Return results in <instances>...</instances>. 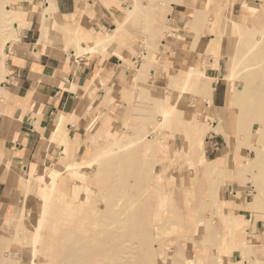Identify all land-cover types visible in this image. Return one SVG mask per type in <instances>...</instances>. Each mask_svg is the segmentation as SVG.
Here are the masks:
<instances>
[{
	"label": "rangeland",
	"instance_id": "1",
	"mask_svg": "<svg viewBox=\"0 0 264 264\" xmlns=\"http://www.w3.org/2000/svg\"><path fill=\"white\" fill-rule=\"evenodd\" d=\"M128 5L116 17L115 27L97 40L100 51L116 53L120 61L102 87L93 88L96 101L80 141L64 146L62 165L56 163L63 151L58 147L40 163L47 167L39 175L30 176L36 163L32 159L18 164L21 177L5 180L13 184V193L11 208L0 210V264H32V256L34 264H61L64 248L70 245L64 231L74 229L87 236L83 243L95 249L75 264H264V225L255 228L250 220H264V166L244 168L242 153L247 147L231 138L236 129L225 105L232 63L238 59L234 30L249 23L264 29L260 0H129ZM4 7L1 1L0 10ZM12 26V21L1 17L3 73L2 41ZM143 50L153 75L141 68ZM218 63L220 71L215 69ZM205 67H209L207 74ZM133 76L136 79H130ZM203 83L215 85L212 107L203 99L201 107L188 101L185 111L177 104L167 121L156 125L163 105L154 91L143 93L144 85L161 86L166 94L182 88V95L191 99ZM142 101L149 103L147 108ZM144 134L150 140L142 138ZM134 152L140 153L134 157ZM113 164L120 170H112ZM129 176L132 183L120 185ZM127 229L136 235L127 234ZM33 236L37 238L34 246ZM99 245L102 250H97Z\"/></svg>",
	"mask_w": 264,
	"mask_h": 264
},
{
	"label": "crops",
	"instance_id": "2",
	"mask_svg": "<svg viewBox=\"0 0 264 264\" xmlns=\"http://www.w3.org/2000/svg\"><path fill=\"white\" fill-rule=\"evenodd\" d=\"M1 1L0 19L8 20L10 11L13 26L1 47L0 210L11 208L13 184L5 180L21 177L19 163L33 159L30 176L39 175L48 153L80 141L96 101L93 88L102 87L120 61L100 51L97 40L129 6V0ZM250 220L255 228L264 225Z\"/></svg>",
	"mask_w": 264,
	"mask_h": 264
},
{
	"label": "bare ground",
	"instance_id": "3",
	"mask_svg": "<svg viewBox=\"0 0 264 264\" xmlns=\"http://www.w3.org/2000/svg\"><path fill=\"white\" fill-rule=\"evenodd\" d=\"M164 1V0H163ZM209 1V0H208ZM186 2H187V0H186ZM192 2V1H191ZM226 2H227V0H226ZM260 2H261V6H260V8L262 7V8H264V0H260ZM163 4V3H162ZM142 6V5H141ZM143 7V6H142ZM137 8V7H136ZM196 8V7H195ZM198 8V7H197ZM145 9V8H144ZM6 10V9H5ZM209 10V9H208ZM137 11V10H136ZM135 11V12H136ZM261 11V9L259 10V12ZM138 12V11H137ZM212 12V11H211ZM222 12V11H221ZM134 13V12H133ZM6 15H7V19L9 20V16H10V14H11V12L10 11H6V13H5ZM139 14V13H138ZM209 14H210V12H209ZM208 14V15H209ZM9 17V18H8ZM6 19V18H5ZM135 19V18H134ZM212 19L213 18H211V21H210V23L212 22ZM261 19V18H260ZM214 20V19H213ZM146 21H147V19H146ZM218 21V20H217ZM148 22H149V20H148ZM209 22H208V24H210ZM213 23V22H212ZM215 23V22H214ZM207 24V25H208ZM260 25H262L263 23H259ZM160 25V24H159ZM217 24H214V26L215 27H217L216 26ZM244 25V24H243ZM153 26V25H152ZM214 26H211V30L212 31H214L215 30V27ZM252 26H253V24H252ZM251 25H250V23L249 24H247L246 26L244 25V26H242V27H239V28H236L234 31H235V33H236V37H237V40H236V42H235V54H237L238 55V59H236V61H234L232 64H233V66H232V64H231V66H232V69H231V73H230V77H229V79L231 78L232 79V81L230 82V83H228V90L226 91V96H225V105H226V107H228L229 108V111L231 112V114H230V116H232L230 119H231V122H232V125H233V128L232 129H236V134L235 135H232L231 136V138L235 141V138H236V141L237 140H239V142H237L238 144H242V145H244V146H246L247 148L245 149L246 151L245 152H243L242 153V157L245 159L244 161H246V163L244 164V168L246 167V166H249L250 164H253V166L255 165L258 169H259V167H263L264 166V29L262 30V29H256V27L255 28H253ZM255 26V25H254ZM154 27V26H153ZM156 27V26H155ZM160 27V26H159ZM238 27V26H237ZM162 28V27H161ZM208 28H209V26H207V30H208ZM219 28V27H218ZM217 29V28H216ZM226 29V28H225ZM161 30V29H160ZM210 30V31H211ZM133 31V30H132ZM217 31V30H216ZM138 32H139V30H138ZM160 33H162V32H160ZM160 33H159V35H160ZM165 33V32H164ZM210 33V32H209ZM214 34V33H213ZM147 35V37H148V34H146ZM215 35H216V33H215ZM210 36H214V35H212V34H210ZM164 37V36H163ZM214 38V37H213ZM144 39V38H143ZM148 39V38H147ZM149 41V40H148ZM160 41V40H159ZM211 43V42H210ZM209 43V44H210ZM4 44V43H3ZM210 46H211V44H210ZM215 47H216V45H215ZM214 46H212V48L214 49L215 48ZM91 49V48H90ZM90 49H89V51H90ZM215 50V49H214ZM92 52V51H91ZM140 53H141V51H140ZM143 59H142V64H141V68L143 67L144 69H145V71H148L149 70V68H150V66L151 65H149L146 61H145V59L147 58V56H148V54H147V52H145L144 50H143ZM142 58V57H141ZM136 59V58H135ZM199 61V60H198ZM216 62V61H215ZM214 62V63H215ZM232 62V61H231ZM227 64H228V62H227ZM226 64V65H227ZM216 68L215 69H217L218 71H220V69H221V65H220V63H218V64H216ZM228 66V65H227ZM127 68V67H126ZM126 68H125V71H127L126 70ZM153 68H155V67H153ZM153 68H152V70H153ZM208 68L209 67H205V71H206V74L207 73H209L210 71L208 70ZM230 68V67H229ZM229 68H228V70H229ZM202 70V68H200V71ZM150 71H151V69H150ZM150 71H148V73L150 72ZM157 71H158V69H157ZM198 71V70H197ZM205 71L204 72H202V73H205ZM228 72V71H227ZM146 73V72H145ZM148 73H147V75H148ZM153 73H154V75L156 74L154 71H153ZM186 73V72H185ZM212 73V72H211ZM135 74V73H134ZM150 74H152V71H151V73ZM187 74V73H186ZM190 74H191V72H190ZM189 74V75H190ZM125 75H127L128 77H130V72H128L127 71V73L125 74ZM146 75V76H147ZM153 75V74H152ZM185 75V74H184ZM189 75H187V77H188V79H189ZM202 75V74H201ZM218 75H221V74H219L218 73ZM135 76V75H134ZM134 76L133 77H131L130 79H136V78H134ZM151 76V75H150ZM150 76H148V77H150ZM197 77L199 76V74H197L196 75ZM206 76V75H205ZM158 77V76H157ZM195 78V82H197L198 80H199V78ZM209 77V76H208ZM183 78V77H182ZM211 78V77H210ZM151 81H152V78H149ZM127 80H128V78H127ZM148 80V79H147ZM156 80V79H155ZM159 80V84L161 85V82H163V79L162 78H159L158 79ZM158 80H157V82H158ZM165 80V79H164ZM180 80V79H179ZM117 81H119V80H117ZM140 81V80H139ZM188 80L186 79V81H185V83L187 82ZM112 82V81H111ZM194 82V83H195ZM199 82H200V80H199ZM201 82H203V80L201 81ZM115 83V86H116V84L118 83V82H114ZM113 83V84H114ZM130 83V82H129ZM152 83V82H151ZM150 83V84H151ZM180 83V82H179ZM184 83V84H185ZM205 83V82H204ZM202 84L201 86H200V89H199V92H198V94H200V95H198V94H196L195 96H192V98L191 99H187V97L186 96H184V95H182V88L180 89L181 91H179L178 93H175V94H169L168 92H167V94L166 93H164L163 92V90H162V88H161V86H157V87H154V88H151L150 86H146V85H144V87H143V93H145V92H149L150 90L151 91H154V93H155V96L158 98V101L159 102H161L162 103V105H163V108L160 106L159 107V109L161 108L162 110H161V112H159L160 113V117H158L157 118V121H156V125H158L159 126V124H161L162 122H166L167 121V119L170 117V115L172 114V112H173V110H174V106L176 107V105L177 104H181V107H182V109L185 111L186 109H187V105H188V101L190 102V104L191 103H194L195 105H197L198 104V107H201V106H199V105H201V101L200 100H204V101H208L207 102V104L209 105V107H212L213 106V104H212V99H211V96H212V92H213V88H215V85L213 86V87H211V85L208 83H206V85L205 84ZM111 84V83H110ZM154 84V83H153ZM187 84V83H186ZM185 84V85H186ZM198 84V83H197ZM111 86V88L114 86H112V84L110 85ZM118 86H120L119 85V83H118ZM180 86V85H179ZM121 87V86H120ZM181 87V86H180ZM185 86H183V88H184ZM199 87V86H198ZM227 87V86H226ZM119 88V87H118ZM167 88V87H166ZM121 88H119V90H120ZM142 89V88H141ZM170 89V88H169ZM106 90V89H105ZM123 90V89H122ZM125 90V89H124ZM124 90H123V92H124ZM110 91H111V89H110ZM123 92H121L122 94H123ZM126 92V91H125ZM142 92V91H141ZM197 92V91H196ZM129 93V92H128ZM106 94H107V90H106ZM130 94V93H129ZM151 94V93H150ZM125 94H123V96H124ZM144 95V94H143ZM152 95V94H151ZM201 96V97H200ZM143 97V96H142ZM109 98V97H108ZM144 98V97H143ZM146 98V97H145ZM129 99V98H128ZM120 100H121V98H120ZM132 100V99H131ZM142 103L144 104V106H146L145 108H147V105L149 104L148 102V104H146L145 105V103L142 101ZM131 105H132V103H130ZM152 104H154V103H152ZM167 104V105H166ZM117 106H119V105H117ZM140 107V106H139ZM138 107V108H139ZM153 108V107H152ZM151 109V108H150ZM181 109V108H180ZM179 109V110H180ZM147 110V109H146ZM179 110H178V112L177 113H179ZM182 110V111H183ZM151 111V110H150ZM160 111V110H159ZM147 111H145V113H146ZM149 112V111H148ZM181 112V111H180ZM193 112H197V108L196 107H194V111ZM210 112V111H209ZM183 114V113H182ZM193 114H195V113H193ZM147 114H145V116H146ZM175 115V114H174ZM184 115V114H183ZM183 115H181V116H183ZM210 115V114H209ZM117 116V115H116ZM118 116H120V115H118ZM145 116L143 115L142 117H144L145 118ZM179 116H180V114H179ZM188 116V115H187ZM119 118V117H118ZM139 117H137V119H138ZM180 118V117H179ZM183 118V117H182ZM117 119V118H116ZM184 119V118H183ZM210 119H214V117L212 118H210ZM216 119V118H215ZM214 119V120H215ZM194 120V119H193ZM213 120V122H215ZM146 121V120H145ZM198 121H200V120H198ZM211 121V120H210ZM201 122V121H200ZM199 122V123H200ZM209 122V121H208ZM212 121H211V123H213ZM148 123H149V121H148ZM148 123H147V125H148ZM210 123V122H209ZM208 123V124H209ZM150 124H151V122H150ZM163 124V123H162ZM202 124V123H201ZM146 125V126H147ZM165 125V124H164ZM259 126L258 127V129H255V126ZM153 126H155V124L153 125ZM152 126V127H153ZM158 126H157V128H158ZM162 126V125H161ZM198 126H199V124H198ZM163 127V126H162ZM168 127V126H167ZM156 128V127H155ZM156 128V129H157ZM201 128V127H200ZM199 127H198V129L196 128V130H199L200 129ZM152 129H154V127L152 128ZM151 129V130H152ZM160 129V128H159ZM170 129V128H169ZM118 130H120V129H118ZM123 130V129H122ZM155 130V129H154ZM146 131V130H145ZM144 131V132H145ZM199 131H201V130H199ZM136 132H137V130H136ZM152 132V131H151ZM158 132H160V131H158ZM148 133V132H147ZM161 133V132H160ZM197 133H199V132H197ZM159 134V133H158ZM195 135V134H194ZM196 136V135H195ZM119 138H121V137H119ZM138 138H140V137H138ZM142 138H145V139H148V140H150V135L149 134H144V136L142 137ZM188 138V137H187ZM195 139H196V137H195ZM142 140H144V139H142ZM141 139L140 140H138V141H142ZM137 141V142H138ZM236 141H235V143H236ZM121 142V141H120ZM123 142V144H124V141H122ZM136 142V143H137ZM144 142V141H143ZM152 142V141H151ZM119 143V142H118ZM153 143V142H152ZM134 144V143H133ZM140 144V143H139ZM154 144V143H153ZM153 144H151V146L153 145ZM130 145V144H129ZM151 146H150V148H151ZM129 147V146H128ZM136 147H137V145H136ZM136 147H133V148H136ZM109 148H110V146H109ZM125 148V147H124ZM123 148V149H124ZM141 148H138V150H140ZM111 150H113V149H111ZM110 150V151H111ZM118 150H121V149H118ZM118 150H116V151H118ZM99 151H100V149H99ZM107 151V150H106ZM105 152V151H104ZM112 152H114V151H112ZM110 153V152H109ZM108 153V154H109ZM135 153V155H133L134 157L137 155V154H139V153H136V152H134ZM169 153V152H168ZM102 154V153H101ZM181 154H182V152H181ZM170 155V154H169ZM183 155V154H182ZM102 156V155H101ZM100 156V157H101ZM132 156V157H133ZM138 156V155H137ZM140 156V155H139ZM181 156V155H180ZM99 157V156H98ZM103 157V156H102ZM130 157V159H132L131 158V156H129ZM182 157V156H181ZM62 158H63V151H62V153H60V155H59V157H58V160L59 161H57L56 163H57V165L58 166H60V165H62L63 163H62ZM127 157H125L124 159H126ZM179 158V157H178ZM106 159V158H105ZM139 159H141V156L139 157ZM173 159V158H172ZM95 160H97V159H95ZM94 160V161H95ZM127 160H128V158H127ZM133 160V159H132ZM134 160H137V159H135L134 158ZM124 161V160H123ZM243 160H241L240 162H242ZM92 162L93 161H91L88 165H92ZM172 162V161H171ZM94 163V162H93ZM101 163V162H100ZM128 163V162H127ZM130 163V162H129ZM95 164H97V163H95ZM122 164V163H121ZM135 164V163H134ZM140 164V163H139ZM141 164H143V162L141 163ZM140 164V165H141ZM145 164V163H144ZM138 165V164H137ZM81 166V165H80ZM99 166V165H98ZM113 166V169L112 170H120V169H117V166L118 165H112ZM134 166H136V165H134ZM79 167V166H78ZM145 167V166H144ZM171 167V166H170ZM80 168V167H79ZM134 168V167H133ZM136 168H140L139 166L138 167H136ZM253 168V167H252ZM255 168V167H254ZM253 168V169H254ZM249 169V168H248ZM128 170H129V168H128ZM127 170V171H128ZM139 169H137V171H138ZM142 170V169H141ZM140 170V171H141ZM143 170H145V169H143ZM246 170H247V168H246ZM100 171V170H99ZM137 171H136V173H137ZM153 171V170H152ZM164 171V170H163ZM169 171V170H168ZM204 171V170H203ZM207 172H208V170H207ZM252 172V171H251ZM139 173V172H138ZM206 173V172H205ZM140 174V173H139ZM162 174V173H161ZM250 174V173H249ZM118 175H120L119 173H118ZM123 175V174H122ZM137 175V174H136ZM145 175V174H144ZM252 175V174H251ZM123 176H126V175H123ZM138 177H139V175H137ZM147 176V175H146ZM128 177V176H127ZM127 177H125L124 178V181H122V182H120V185H123V186H127V185H130V183H132V177H131V179H130V176H129V178L127 179ZM192 177V176H191ZM100 178V177H99ZM203 178V177H202ZM135 179H136V177H135ZM140 179V178H139ZM144 179V178H143ZM143 179H141V181L143 180ZM104 181V180H103ZM137 181H138V179H137ZM137 181H135V183L137 182ZM199 181V180H198ZM139 182V181H138ZM154 182V181H153ZM203 182V181H202ZM119 183V180H118V182H117V184ZM141 183V182H140ZM156 183V182H155ZM136 184H139V183H136ZM150 184H152L151 182H150ZM142 186H144V185H142ZM137 187H138V185H137ZM140 188H142V187H140ZM206 189H207V187H205ZM134 189H135V187H134ZM203 189H204V187H203ZM202 189V190H203ZM138 190V189H137ZM165 190V189H164ZM128 191V190H127ZM140 191V190H139ZM142 191V190H141ZM121 192V191H120ZM128 193V192H127ZM135 193H137V192H135ZM197 193V192H196ZM202 193V192H201ZM206 193V192H205ZM208 193V192H207ZM125 195V194H124ZM138 195V194H137ZM197 196H198V194H196ZM216 195V194H215ZM139 196H140V194H139ZM138 196V197H139ZM145 196V195H144ZM124 197V196H123ZM142 197V196H141ZM141 197H139L140 199H141ZM264 197V196H263ZM261 198V200L263 199L264 200V198ZM137 198V196H135V199ZM138 198V199H139ZM142 198H144V197H142ZM197 198V197H196ZM202 198V197H201ZM139 199V200H140ZM148 199V198H147ZM111 200V199H110ZM139 200H137L138 201V203H139ZM262 200V201H263ZM130 201V200H129ZM142 201V200H141ZM119 202H120V200H119ZM134 202V201H133ZM143 202V201H142ZM144 202H145V200H144ZM144 202H143V204H144ZM146 202H147V200H146ZM200 202V201H199ZM198 202V203H199ZM215 202H217V201H215ZM214 202V203H215ZM264 202V201H263ZM120 203H122V202H120ZM120 203H118L116 206H118ZM128 203V202H127ZM141 203V202H140ZM139 203V204H140ZM95 204V203H94ZM131 204L134 206V204L131 202ZM250 204V203H249ZM129 205V204H128ZM142 205V204H141ZM140 205V206H141ZM207 205V204H206ZM115 206V207H116ZM123 206H125V205H123ZM136 206H137V202H136ZM135 206V207H136ZM139 206V205H138ZM139 206V207H140ZM209 207V206H208ZM102 208V207H101ZM124 208V207H123ZM133 208V207H132ZM131 208V209H132ZM263 208V207H262ZM115 209V208H114ZM264 209V208H263ZM103 210H104V208H103ZM139 210V209H138ZM111 211V210H110ZM127 211H129V210H127ZM209 211V210H208ZM217 211V210H216ZM112 212H113V210H112ZM118 213V212H117ZM119 213H120V211H119ZM118 213V214H119ZM126 213V212H125ZM124 213V214H125ZM200 213V212H199ZM42 214H44V211H43V213ZM124 214L123 215H121V216H124ZM128 214V213H127ZM112 215V214H111ZM113 215L115 216V213L113 212ZM112 215V216H113ZM198 215V214H197ZM200 215V214H199ZM43 216V215H42ZM42 216L40 217V219L42 220L43 218H42ZM110 216V215H109ZM135 217V216H134ZM120 218H122V217H120ZM202 218V217H201ZM138 219V218H137ZM142 220H143V218H142ZM144 220H145V218H144ZM119 221H124V220H120L119 219ZM133 221V220H132ZM213 221V220H212ZM207 222H209L208 220H207ZM41 224V223H40ZM114 225H116V224H114ZM118 225V224H117ZM121 226V225H120ZM151 226V225H150ZM200 226H203V225H200ZM103 227V226H102ZM148 227V226H147ZM115 228V227H114ZM109 229V228H108ZM116 229V228H115ZM79 230V229H78ZM117 230V229H116ZM200 230H201V228H200ZM202 230H203V228H202ZM93 231H95V230H93ZM93 231H92V233H93ZM111 231V230H110ZM251 231V230H250ZM64 232H66V236H67V238H65V239H68L69 240V244L70 245H67V246H65V248H64V246H63V248H64V250L66 249V253L64 254V252H63V255L64 256H62V258H63V260L61 259V264L63 263V264H67V263H73V264H75L76 262H78V261H82L83 259H85V258H87V256L88 255H90L91 253H93L94 252V248H92V247H89L87 244H85V243H83V241H84V239L87 237H85L84 238V236L83 235H81L77 230H69V231H64ZM100 232V231H99ZM126 232H127V234H129V235H136L135 233H134V231L133 230H130V229H127L126 230ZM104 233H106V231H104ZM103 233V234H104ZM138 233H140V231L138 232ZM93 234H95V233H93ZM100 234V233H99ZM116 234V233H115ZM114 233H112L111 235H115ZM196 234V233H195ZM35 235H36V233H35ZM102 235V234H101ZM109 235H110V233H109ZM212 235V234H211ZM107 236V235H106ZM42 237V236H41ZM64 237V236H63ZM97 237V236H96ZM101 237V236H100ZM102 237H104V236H102ZM121 237V236H120ZM150 237V236H149ZM208 237V236H207ZM41 239H43V238H41ZM63 239V238H62ZM64 239V240H65ZM94 239V238H93ZM107 239V238H106ZM209 239V238H208ZM33 243H32V245L34 246L35 245V240H37V238L35 239L34 238V236H33ZM64 240H63V242L62 243H64ZM95 240H97V239H95ZM94 240V241H95ZM43 241V240H42ZM61 242H60V244H61ZM205 242V241H204ZM92 243V242H91ZM208 243H209V240H208ZM43 245V244H42ZM62 245V244H61ZM61 245H60V247L59 248H61ZM64 245H66V243L64 244ZM69 246V247H68ZM160 247V246H159ZM103 249V247L102 246H98L97 247V250H102ZM237 249V248H236ZM240 249V248H239ZM34 250H36V248L35 249H33L32 251H33V255L35 254V252H34ZM59 251H61V250H59ZM124 251V250H123ZM58 252V251H57ZM62 253V252H61ZM148 255H150V254H148ZM260 256V255H259ZM156 257V256H155ZM207 258H208V256H207ZM206 258V259H207ZM160 259V258H159ZM264 259V258H263ZM32 261V264H34V261L33 260H35L34 259V256H32V259H31ZM157 260V259H156ZM161 261V260H160ZM31 264V263H30Z\"/></svg>",
	"mask_w": 264,
	"mask_h": 264
}]
</instances>
